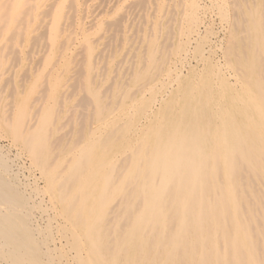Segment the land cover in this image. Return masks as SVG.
Returning <instances> with one entry per match:
<instances>
[{
    "label": "bare ground",
    "instance_id": "6f19581e",
    "mask_svg": "<svg viewBox=\"0 0 264 264\" xmlns=\"http://www.w3.org/2000/svg\"><path fill=\"white\" fill-rule=\"evenodd\" d=\"M0 264H264V0H0Z\"/></svg>",
    "mask_w": 264,
    "mask_h": 264
}]
</instances>
